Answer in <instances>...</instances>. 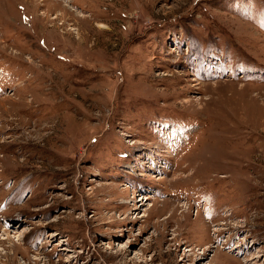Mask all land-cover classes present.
I'll return each mask as SVG.
<instances>
[{"label": "rangeland", "instance_id": "obj_1", "mask_svg": "<svg viewBox=\"0 0 264 264\" xmlns=\"http://www.w3.org/2000/svg\"><path fill=\"white\" fill-rule=\"evenodd\" d=\"M264 264V0H0V264Z\"/></svg>", "mask_w": 264, "mask_h": 264}, {"label": "bare ground", "instance_id": "obj_2", "mask_svg": "<svg viewBox=\"0 0 264 264\" xmlns=\"http://www.w3.org/2000/svg\"><path fill=\"white\" fill-rule=\"evenodd\" d=\"M200 254L201 257L198 259L199 260L198 264H204L203 260H205V256L208 254V251L204 249L200 252Z\"/></svg>", "mask_w": 264, "mask_h": 264}]
</instances>
